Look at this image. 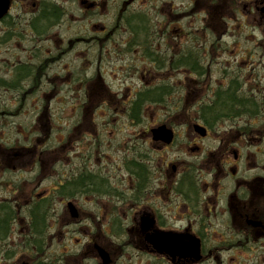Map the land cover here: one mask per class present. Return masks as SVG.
Returning <instances> with one entry per match:
<instances>
[{
	"label": "flooded vegetation",
	"instance_id": "flooded-vegetation-1",
	"mask_svg": "<svg viewBox=\"0 0 264 264\" xmlns=\"http://www.w3.org/2000/svg\"><path fill=\"white\" fill-rule=\"evenodd\" d=\"M0 126V264H264V0H10Z\"/></svg>",
	"mask_w": 264,
	"mask_h": 264
},
{
	"label": "rangeland",
	"instance_id": "rangeland-1",
	"mask_svg": "<svg viewBox=\"0 0 264 264\" xmlns=\"http://www.w3.org/2000/svg\"><path fill=\"white\" fill-rule=\"evenodd\" d=\"M221 32H222V30H221ZM189 97H190V94H189ZM187 101H188V105H187V107H188L192 103V99H187ZM187 107L184 110H182V109L174 110V109H170V108L164 109L160 106H155L151 109H148L146 111V113L144 114L145 121H144V124L141 126V128L144 129L148 125L149 121H151L152 124L158 123L159 121H165V122L169 123L171 126H175L179 131L182 127H184L183 128V131H184V129L186 128L185 121L187 120V116H185L184 112L188 113V114L191 112L190 107H188V108ZM192 112H194V110ZM12 121L17 122V120H12ZM114 129L116 131L113 130V131H108V132L103 133L102 136L109 134V133L113 134V136L108 137L107 142H104L103 137L101 136V138H99L97 140L96 145L98 147L97 149H100L102 152L106 153V155L110 156V160H111L110 164L106 161V156H104V158H103L104 164L103 165L107 166V167L108 166L110 167V165H113L116 167L118 165V169L114 168L113 171H115L119 177L126 179L127 178V171L125 169L126 162L129 161L130 159H133V157H136L135 152H134V146H132L134 144V142L130 140V137L132 135H135V130L133 131L132 127L126 125L125 121H120V124L118 126L114 127ZM0 130L3 131L2 126H0ZM94 131H96L95 128H94ZM115 137L121 138L123 140V144H122L121 148L118 149V152L116 151V147H115V142H116ZM110 140L112 142H110ZM59 149H60V147L57 144L54 145V144L50 143L49 147L46 146L45 150L47 151L48 154L43 156L44 160L47 161V164H44L45 167H50V166H52L53 163H56L57 161H64L66 165L69 164L68 158H62V156H65L64 153L63 154L61 153L59 155V156H61L60 159L57 157H53V158L51 157L52 156L51 154H53V153L55 154V152ZM177 149L178 148H174V147L171 149L170 160L175 161L179 157V153H178ZM189 155H190V152L187 153V156L185 158H187ZM165 156L166 155L163 154V158ZM168 157H169V155H168ZM161 159H162V153L155 152L153 164L158 165ZM57 165H63V163L59 162ZM47 171H49V170L45 169V172H47ZM113 175H115V174H113ZM56 208L59 211L58 213H60V215H64L63 218H66V215H67L66 209L64 207H62V205H56L55 209ZM88 208H92V206L88 205ZM125 208L126 207H124V210H125ZM124 210H123V212H124ZM64 222L66 223V221H64Z\"/></svg>",
	"mask_w": 264,
	"mask_h": 264
},
{
	"label": "water",
	"instance_id": "water-1",
	"mask_svg": "<svg viewBox=\"0 0 264 264\" xmlns=\"http://www.w3.org/2000/svg\"><path fill=\"white\" fill-rule=\"evenodd\" d=\"M10 0H0V18L7 12L9 8ZM202 129V128H198ZM154 135L156 139L166 141L167 143H170L173 141V132L172 130L168 129L166 126H160L153 130ZM203 133V131H200ZM71 209L73 210L72 206ZM178 241H180V237L176 238Z\"/></svg>",
	"mask_w": 264,
	"mask_h": 264
}]
</instances>
